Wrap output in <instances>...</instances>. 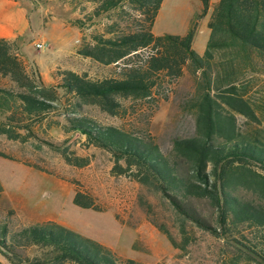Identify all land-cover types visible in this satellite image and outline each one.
I'll use <instances>...</instances> for the list:
<instances>
[{
	"label": "trees",
	"instance_id": "trees-1",
	"mask_svg": "<svg viewBox=\"0 0 264 264\" xmlns=\"http://www.w3.org/2000/svg\"><path fill=\"white\" fill-rule=\"evenodd\" d=\"M78 1L94 5L92 17L116 10L122 14L125 5L139 16L126 30H116L118 24L109 26L107 38L90 35L91 44L82 45L78 55L109 66L143 49L152 52L112 77L92 80L86 74L60 70L53 75L55 82L47 85L40 75L34 78L25 71L12 50L14 41L0 39V75L9 77L19 88L0 90V135L27 141L17 132L26 129L28 133L25 120L63 109L60 97L72 98L63 110L64 131L83 135L89 144L107 151L114 160L112 173L125 175L163 196L174 213L181 244L164 226L149 219L173 247L185 249L190 224L223 242L227 251L222 264H264V110L259 118L230 82L237 58L243 67L254 69L255 55L261 62L258 65L264 68V0H218L207 23L209 38L203 55L192 49L193 29L184 36L152 33L163 0ZM199 1L203 17L211 0ZM217 50L225 52L219 62L213 54ZM215 65L219 70L212 80ZM185 68L193 76L199 72L201 77L190 104L195 135L173 139L167 153L151 140L120 128L100 126L82 115L84 105H95L118 116L124 111L120 99H148L161 77L179 78ZM214 83L217 90L222 84L227 86L220 94H213ZM237 115L258 126L241 130ZM60 153L70 165L86 164L78 158L71 160L64 151ZM0 156L8 157L2 153ZM242 191L251 197L241 196ZM193 200H205L210 205L213 221L197 211ZM73 203L95 208L79 193ZM24 248L39 249L41 254L29 260L20 253ZM0 254L10 264H139L130 259L120 263L100 243L62 228L40 225L9 232L6 225L0 224Z\"/></svg>",
	"mask_w": 264,
	"mask_h": 264
},
{
	"label": "rangeland",
	"instance_id": "rangeland-1",
	"mask_svg": "<svg viewBox=\"0 0 264 264\" xmlns=\"http://www.w3.org/2000/svg\"><path fill=\"white\" fill-rule=\"evenodd\" d=\"M217 1L211 0L207 14L200 17L199 0H163L152 33L184 36L193 29L192 49L203 55L209 38L207 23ZM24 2L32 13L31 31L15 39L12 50L25 71L34 78L40 75L47 85L55 82L53 75L60 70L86 74L92 80L112 77L124 67L135 65L137 60L143 61L152 52L150 48L143 49L109 66L77 54L82 45L91 44L90 35L107 38L106 29L112 24H118L116 30H126L131 21L138 20V13L126 5L122 14L116 10L92 17L94 5L78 0ZM45 22L55 27L49 30ZM42 41L48 47L37 50L34 44ZM224 53L214 51L215 62L222 60ZM252 59L256 64L254 69L243 67L240 59H235L234 67L239 71L234 69L230 82L260 118L264 110V68L258 65L261 62L255 55ZM218 70V65L213 66L212 80ZM199 81V72L193 76L185 68L179 78L161 77L148 99H120L124 111L118 116H111L95 105H84L82 115L100 126L120 128L151 140L167 153L173 139L195 135L190 104ZM226 86L227 83L222 84L217 90L214 83L213 94H220ZM2 89L19 90L9 77L0 75ZM60 98L63 109L25 120L28 133L26 129L17 130L27 141L9 140L0 135V153L8 156H0V224L6 225L9 232L36 225L53 230L62 228L102 244L120 263L130 259L139 264H222L227 251L223 242L190 224L186 228L189 243L185 249L171 245L149 219L164 226L175 242L181 244L174 213L163 196L125 175L112 173L114 160L107 151L89 144L83 135L66 133L63 110L72 98ZM236 119L241 130L258 126L242 116L237 115ZM61 151L71 160L78 158L86 164L81 167L68 164ZM76 193L91 200L95 208L76 206L73 203ZM240 195L251 197L244 191ZM192 205L213 221L212 208L205 200H193ZM20 253L32 260L41 250L24 248ZM0 264L10 262L0 254Z\"/></svg>",
	"mask_w": 264,
	"mask_h": 264
},
{
	"label": "crops",
	"instance_id": "crops-1",
	"mask_svg": "<svg viewBox=\"0 0 264 264\" xmlns=\"http://www.w3.org/2000/svg\"><path fill=\"white\" fill-rule=\"evenodd\" d=\"M24 1L0 0V39L14 41L31 31L32 13L29 12V5ZM44 25L49 30L55 27L53 23L49 24L48 22H45Z\"/></svg>",
	"mask_w": 264,
	"mask_h": 264
},
{
	"label": "built area",
	"instance_id": "built-area-1",
	"mask_svg": "<svg viewBox=\"0 0 264 264\" xmlns=\"http://www.w3.org/2000/svg\"><path fill=\"white\" fill-rule=\"evenodd\" d=\"M34 45L37 50H43L48 47V44L46 42H36Z\"/></svg>",
	"mask_w": 264,
	"mask_h": 264
}]
</instances>
